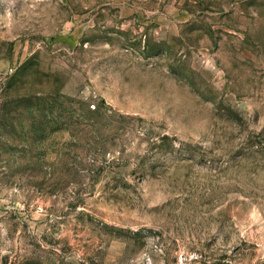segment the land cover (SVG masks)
I'll return each instance as SVG.
<instances>
[{"label":"rangeland","instance_id":"374dc122","mask_svg":"<svg viewBox=\"0 0 264 264\" xmlns=\"http://www.w3.org/2000/svg\"><path fill=\"white\" fill-rule=\"evenodd\" d=\"M0 264H264V0H0Z\"/></svg>","mask_w":264,"mask_h":264}]
</instances>
